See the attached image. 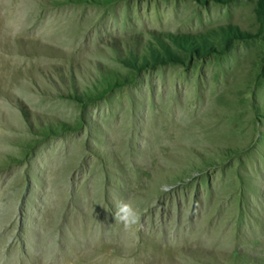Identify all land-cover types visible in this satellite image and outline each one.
Masks as SVG:
<instances>
[{"label":"rangeland","instance_id":"374dc122","mask_svg":"<svg viewBox=\"0 0 264 264\" xmlns=\"http://www.w3.org/2000/svg\"><path fill=\"white\" fill-rule=\"evenodd\" d=\"M0 264H264V0H0Z\"/></svg>","mask_w":264,"mask_h":264},{"label":"clouds","instance_id":"9594fccd","mask_svg":"<svg viewBox=\"0 0 264 264\" xmlns=\"http://www.w3.org/2000/svg\"><path fill=\"white\" fill-rule=\"evenodd\" d=\"M118 218L125 225V227H130L138 221L136 211L130 204L127 203H121L119 205Z\"/></svg>","mask_w":264,"mask_h":264},{"label":"bare ground","instance_id":"6f19581e","mask_svg":"<svg viewBox=\"0 0 264 264\" xmlns=\"http://www.w3.org/2000/svg\"><path fill=\"white\" fill-rule=\"evenodd\" d=\"M16 23V19H13L12 16L11 18L9 17L6 22H4L3 24L5 25V29L7 30H11V26H13L14 24ZM2 24V25H3ZM10 24V25H9ZM13 24V25H12ZM3 25V26H4ZM15 26V25H14ZM36 35V34H35ZM38 38V37H37ZM39 42V41H37ZM210 114V111L209 110H206V111H203L202 113H200L201 117L205 116V115H208Z\"/></svg>","mask_w":264,"mask_h":264}]
</instances>
